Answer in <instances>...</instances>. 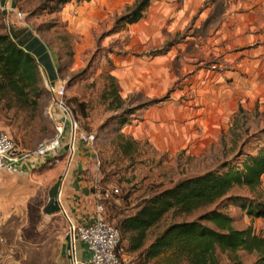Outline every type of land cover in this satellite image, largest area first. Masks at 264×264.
Listing matches in <instances>:
<instances>
[{"label": "rangeland", "instance_id": "1", "mask_svg": "<svg viewBox=\"0 0 264 264\" xmlns=\"http://www.w3.org/2000/svg\"><path fill=\"white\" fill-rule=\"evenodd\" d=\"M39 1L0 0V26L24 30L20 42L36 37L45 46L71 120L78 133L94 137L90 145L77 143L74 152L82 147L90 157L93 210L102 205L109 224H116L112 204L119 207L117 218L132 215L155 192L264 149V0H147L142 18L130 25L119 20L141 0L72 1L53 13L37 11ZM39 69L36 109L0 98V130L21 153L48 142L60 115L56 107L49 114L56 97ZM126 142L131 145L123 151ZM68 157L62 151L57 163L0 173V264H54L69 221L63 209L47 215L46 208ZM40 183L44 188H36ZM103 190L117 194L103 201ZM231 194L264 204V176L255 189L235 187ZM224 211L235 229L251 227L264 237V220L249 218L238 206ZM170 220L151 229L145 244ZM47 224L60 239L35 238L34 228L41 232ZM124 247L122 260L136 264ZM238 255L243 264L255 260ZM218 259L228 262L219 253Z\"/></svg>", "mask_w": 264, "mask_h": 264}, {"label": "trees", "instance_id": "2", "mask_svg": "<svg viewBox=\"0 0 264 264\" xmlns=\"http://www.w3.org/2000/svg\"><path fill=\"white\" fill-rule=\"evenodd\" d=\"M72 1L88 0H40L36 10L60 12ZM147 0H141L132 12L119 21L135 24L147 8ZM40 65L36 58L20 48L8 31L0 26V98L13 100L21 108L38 106L42 95ZM111 93L117 96L114 78H110ZM116 99V98H115ZM82 112L83 104L78 105ZM130 142L121 150L130 148ZM227 161L217 169L176 182L169 188L155 192L135 206L132 215L121 216L117 204H112L115 226L121 236L119 249L125 243V251L136 255V264H221L218 253L225 255L227 264H243L238 253L251 255L250 264H264V237L251 227L237 230L233 219L224 211L229 205L238 206L251 219L264 220V204L231 194L233 188L255 189L264 176V149L244 155L243 160ZM201 214L195 219L176 221L177 217ZM171 217L147 245L151 229ZM121 258V257H120ZM122 259V258H121Z\"/></svg>", "mask_w": 264, "mask_h": 264}, {"label": "built area", "instance_id": "3", "mask_svg": "<svg viewBox=\"0 0 264 264\" xmlns=\"http://www.w3.org/2000/svg\"><path fill=\"white\" fill-rule=\"evenodd\" d=\"M16 17L21 19L22 14L17 12ZM48 91L56 97L53 105L50 106V116L52 117L55 112L54 107L60 113L53 119L55 125L53 137L35 151L21 153L16 150V145L9 135L0 130V173L16 168L31 172L48 162L57 163V157L62 151L73 156L77 143L92 144L94 137L90 134L78 133L76 122L71 120V111L63 101L64 88L50 84ZM116 194V190H103L100 197L103 201H107ZM68 237L70 238L68 251L70 264H125L120 258V232L105 220L102 205L96 207L92 223L74 225L69 222ZM78 242L85 246L87 252L85 261H80L76 257Z\"/></svg>", "mask_w": 264, "mask_h": 264}, {"label": "crops", "instance_id": "4", "mask_svg": "<svg viewBox=\"0 0 264 264\" xmlns=\"http://www.w3.org/2000/svg\"><path fill=\"white\" fill-rule=\"evenodd\" d=\"M89 160L90 157L87 156V152L82 150V147L76 149L73 156H69L66 160L67 169L64 171L63 179L61 180L60 206L64 210L68 221L75 225L90 224L95 218V211L91 201L95 193L91 191L92 182L87 181V176L91 173L88 169ZM20 171L27 173L24 169H20ZM38 185L36 188H44L42 183ZM34 229L38 230L35 235L36 239L39 238L44 241H49L52 237L60 239L56 235V231L52 230L53 227L50 224H47L45 230L41 232H39L41 229L36 227ZM27 243L32 244L30 242ZM62 246L53 258L54 264H70L69 249H67L66 241L64 242V248ZM76 257L80 261L87 259L85 246L80 242L76 244Z\"/></svg>", "mask_w": 264, "mask_h": 264}, {"label": "water", "instance_id": "5", "mask_svg": "<svg viewBox=\"0 0 264 264\" xmlns=\"http://www.w3.org/2000/svg\"><path fill=\"white\" fill-rule=\"evenodd\" d=\"M23 33H24V30L15 31L13 28L9 27V34L12 37V39L15 40L17 45L20 48H23V50L26 53H29L33 57L36 58L37 63L44 69V71L48 75L50 84L53 86L54 80L56 79V72L54 70V66L51 62V58L49 54L46 51L45 46L36 37H31L30 39L25 40L24 42L18 41L19 37L22 36ZM61 180L62 178H59V180L52 186L51 192L49 194V204L46 208L47 215H52L54 213L62 211V208L58 200L59 189L61 187ZM65 241L67 244V249H69L70 248V238L67 236L65 238Z\"/></svg>", "mask_w": 264, "mask_h": 264}]
</instances>
